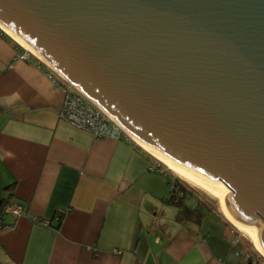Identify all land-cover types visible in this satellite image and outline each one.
I'll list each match as a JSON object with an SVG mask.
<instances>
[{"label":"water","instance_id":"obj_1","mask_svg":"<svg viewBox=\"0 0 264 264\" xmlns=\"http://www.w3.org/2000/svg\"><path fill=\"white\" fill-rule=\"evenodd\" d=\"M0 26L153 155L224 189L264 255V0H0Z\"/></svg>","mask_w":264,"mask_h":264},{"label":"crops","instance_id":"obj_2","mask_svg":"<svg viewBox=\"0 0 264 264\" xmlns=\"http://www.w3.org/2000/svg\"><path fill=\"white\" fill-rule=\"evenodd\" d=\"M23 52L0 28V203L24 205L4 216L0 264L256 262L235 243L233 224L195 193L184 202L199 215L179 219L176 177L147 150L60 119L62 91Z\"/></svg>","mask_w":264,"mask_h":264},{"label":"built area","instance_id":"obj_3","mask_svg":"<svg viewBox=\"0 0 264 264\" xmlns=\"http://www.w3.org/2000/svg\"><path fill=\"white\" fill-rule=\"evenodd\" d=\"M17 43L19 47L24 50V52L20 55V58L30 59L31 56L35 57L31 53V51L27 50L19 42ZM48 71L55 85L63 93V103L59 111L60 119L65 120L78 128L90 131L97 138L126 137L133 140V138H131V136L121 126H119L107 113L101 110L94 102H92L85 95L80 93L70 83L66 82L61 77L52 72L49 68ZM133 141L138 144L135 140ZM156 159V168L164 173L168 172L167 168H165L162 162L158 158ZM171 191L175 192L177 196H182V192L179 191L176 182L172 183ZM23 211L24 205L18 201H13L5 208L6 214L21 215ZM41 222H43L44 224H49V222L45 220ZM2 227L3 224L2 222H0V229ZM242 241L243 240L239 235L236 236L235 243L237 245L242 243ZM116 252L119 253L120 251Z\"/></svg>","mask_w":264,"mask_h":264},{"label":"rangeland","instance_id":"obj_4","mask_svg":"<svg viewBox=\"0 0 264 264\" xmlns=\"http://www.w3.org/2000/svg\"><path fill=\"white\" fill-rule=\"evenodd\" d=\"M162 164L165 166V168H167V171L170 172L172 176L176 177V180H177L178 184L184 185L189 190L195 192V194L197 196H199V198L201 200H203L204 202H206L211 209H214V210H216L218 212H221L219 199H217L216 197L208 194L206 191H204L200 187H197L195 185L190 184L189 182H187L186 180H184L183 178H181L180 176H178L176 173H174L172 170H170L163 162H162ZM192 197L193 196H192V193L191 192H188L186 194L187 200L188 199H191ZM221 214H222V212H221ZM234 228L236 229V231L239 234V236L242 238L245 246L248 248L249 251L252 252V255L255 258L257 264H264V257H263V255L255 248L254 244L252 243V241L248 237V235L246 233H244V232L239 231L235 226H234Z\"/></svg>","mask_w":264,"mask_h":264},{"label":"bare ground","instance_id":"obj_5","mask_svg":"<svg viewBox=\"0 0 264 264\" xmlns=\"http://www.w3.org/2000/svg\"><path fill=\"white\" fill-rule=\"evenodd\" d=\"M0 28H2L0 26ZM3 29V28H2ZM4 30V29H3ZM5 31V30H4ZM6 32V31H5ZM7 33V32H6ZM8 34V33H7ZM10 35V34H9ZM11 36V35H10ZM12 37V36H11ZM13 38V37H12ZM17 41V40H16ZM18 42V41H17ZM30 51V50H29ZM32 52V51H31ZM33 53V52H32ZM133 138V137H131ZM133 140H135L133 138ZM136 141V140H135ZM137 142V141H136ZM138 143V142H137ZM140 146H142L140 143H138ZM143 147V146H142ZM144 148V147H143ZM145 150H147L146 148H144ZM148 151V150H147ZM149 152V151H148ZM151 153V152H149ZM152 154V153H151ZM153 155V154H152ZM155 156V155H153ZM156 157V156H155ZM158 158V157H156ZM159 159V158H158ZM160 160V159H159ZM161 162H163L162 160H160ZM170 170H172L174 173H176L178 176H180L181 178H183L184 180H186L187 182H189L190 184L192 185H195L197 187H200L201 189H203L204 191H206L208 194L216 197L217 199H219V202H220V209H221V212L222 214L241 232H244L248 235V237L251 239L252 243L254 244L255 248L259 251V249L256 247V244H255V238H254V235L248 231H245L241 228H239L237 225L234 224V222L229 218V216L225 213V211L223 210L222 208V205H221V199H222V196L224 194V189H218V188H213V187H210V186H207L203 183H201L200 181H198L197 179H195L193 176L179 170V169H176L174 167H171L169 166L168 164H166L165 162H163ZM260 252V251H259ZM261 253V252H260ZM262 254V253H261ZM263 255V254H262ZM264 257V255H263Z\"/></svg>","mask_w":264,"mask_h":264},{"label":"trees","instance_id":"obj_6","mask_svg":"<svg viewBox=\"0 0 264 264\" xmlns=\"http://www.w3.org/2000/svg\"><path fill=\"white\" fill-rule=\"evenodd\" d=\"M176 183H177V187L179 191L182 192V196L181 197L177 196L175 192L171 191V200L180 207L179 219L184 220L185 218H190L192 215H199L200 208L198 212L194 211L191 208H189L184 202L185 195L188 192H191V193H195V192L189 190L184 185L178 184V182ZM12 202L13 201H11V198H4L0 203V222H2L3 226H4V223H3L4 216L6 215L5 208ZM250 263L257 264V262L253 260H251Z\"/></svg>","mask_w":264,"mask_h":264}]
</instances>
